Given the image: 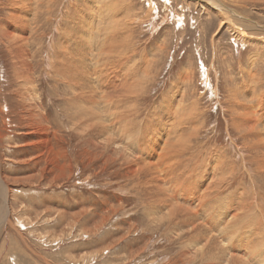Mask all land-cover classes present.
Returning <instances> with one entry per match:
<instances>
[{"label":"rangeland","instance_id":"1","mask_svg":"<svg viewBox=\"0 0 264 264\" xmlns=\"http://www.w3.org/2000/svg\"><path fill=\"white\" fill-rule=\"evenodd\" d=\"M49 1L34 0L35 5L29 2L30 13L26 15L39 21L38 30L31 38L30 51L33 78L41 98L39 104L44 107L42 109L49 119L51 131L44 145L23 116V107L15 96L16 80L7 43L0 39V134L4 136L0 142V209L5 198L10 206L9 224L0 229V264H202L201 256L194 253L190 256L187 252L193 250L192 245L201 239L195 240L194 237V242L191 236L195 232L184 228L188 221L193 220L189 214L179 216V221L175 222L177 229L169 226L164 220L166 215H162L164 198L158 192L161 199L151 192L149 196L146 191L139 193L130 177L133 176L131 165H127L125 158L117 157L118 161L103 167V159L107 160V155L101 154L106 152L96 156L89 140L80 133L83 132V117L77 119L74 116V112L88 106L85 102L72 104L65 100L70 95H65L68 92L61 79H65L67 66L59 62L55 75L53 65L57 53L61 50L60 56L64 46L76 53L78 58L82 45L88 49L89 45L109 49L118 44L115 35L104 36L102 33L99 38L107 39H91L92 43L86 45L87 32L92 31L88 22L95 20L96 13H107V3L115 1L114 6L107 7L112 12L108 10V14L104 13V22L97 26H101L100 32H109L114 19L121 20V28H125L117 33L121 36L117 35V39H123L124 55L128 53L133 57L139 76V80L135 79L133 101L123 103L121 115L130 111V123H133L130 126L135 130L137 124L154 126L158 116L150 112L161 108L163 96L185 75L187 81L182 84L181 95L190 107L197 104L193 112L196 124L193 127L197 130L188 152L182 147L178 156L183 154V158L179 156L176 160L187 161L190 157L194 165L200 164L206 157L209 158L212 150H217L232 160L237 174L255 176V162L251 161L248 152L241 150L243 139L232 126L230 91L237 90L238 98L243 101L256 102L264 96V29L258 33L246 32L243 47L226 26H220L221 18L213 9L202 10L192 0ZM224 1L238 11L246 10V16L264 25V0H242L243 7L235 4V1L241 0ZM5 3L7 0H0V24L8 14ZM114 15L116 18L112 20ZM84 53L85 50H82L81 56ZM97 54L98 51L88 63L92 65L97 60ZM256 54L259 59L253 69L255 80L251 77V80L242 82V68L247 58ZM108 115L106 111L102 119L105 124ZM122 126L123 123L119 127L120 132L117 131V139H121L123 146L128 143L124 147L136 158L130 149L133 140H127L126 126L120 129ZM107 129H110L108 125ZM98 156L103 159H98ZM242 179L237 178L235 186L242 184ZM227 195L228 192L223 196ZM147 198H151L153 203ZM200 219L202 221L203 218ZM204 220L211 221L209 218ZM203 224L212 235L220 232L218 228L213 229L216 226L214 222L211 226ZM244 231L235 233L229 243V249L233 251L229 250L230 255L237 253L232 255L236 257H232L233 264H239L241 258L250 263L253 260L252 264H264V248L259 251L248 249ZM245 233L251 234L249 230ZM208 241L204 238L200 241L209 248L205 258L214 249ZM214 250L217 252V247ZM244 252L251 257H244ZM238 253H242L241 257Z\"/></svg>","mask_w":264,"mask_h":264},{"label":"bare ground","instance_id":"2","mask_svg":"<svg viewBox=\"0 0 264 264\" xmlns=\"http://www.w3.org/2000/svg\"><path fill=\"white\" fill-rule=\"evenodd\" d=\"M192 1L202 10L205 9L206 11V8L213 9L217 16L221 18L220 26H226L232 33L234 39L236 41L239 40V44L243 47V42H245L243 36L246 35V32H263L264 25L262 26L257 21H253L249 16H246V10L244 11L243 9L242 11H238L236 7L233 8L229 6L224 0ZM29 2L34 5L36 4L34 0H7L5 6H7L8 14L0 24V39L7 43V52L10 55L16 80L15 96L19 99L18 102L23 107V116L29 122V127H32L39 142L44 145L47 140H49L48 136L51 134V131L48 124L49 122L47 121L49 119L46 118L47 115H44L45 111L42 109L44 107H41L39 104L41 98L33 78V60L30 51L32 45L30 42L33 34L38 30L39 21L31 20L26 17V15L30 13L29 5L27 6ZM51 2L52 0L49 1V3ZM114 2L115 1H113V3ZM113 3L111 1L107 3L108 6L106 4L105 6H114L115 3ZM242 3H244L242 0L239 2L235 1V4L241 7H243ZM116 4H118V2H116ZM107 7H105L107 9V13L104 12L105 14H108V10H111ZM115 7L117 8L116 5ZM113 10L115 11V9ZM111 12L112 10L110 13ZM104 13H99V15L96 13V15H94L95 20H92L90 23L88 22L92 31L89 30L87 32L86 36L89 37L86 40V45L92 43L91 39L95 41H97V38L98 40L101 38L107 39V37L99 38L102 33L104 36L110 34L111 37H113L115 35L116 41L118 42L119 40V45L116 43L115 46L109 49L107 47L99 48L98 46L93 48L91 45H89L88 49L82 45V47L79 48L78 58L75 57L76 53L71 52L70 48L64 46L61 55L59 56L61 50L57 53L56 62L53 65L55 75L58 73L56 65L58 66L59 62L65 63V66H67L65 79H61L62 85L66 88V92H68L65 95H70V97L65 100L71 101L72 104L74 102H85L88 106L86 109L84 108L81 111L77 110V112H74V116L77 119L78 117H83L81 123L83 132L80 131V133L84 134V138L89 140L96 156L101 152H106L101 155H107V160L100 156L97 157L98 159L104 160V166L103 164L102 166L106 168L109 162H116L120 157L125 158L127 165H131L130 169L133 176L130 177L135 181V187L139 193L146 191L148 196L149 192H151L159 198V194H161L164 198L162 202L164 211L161 210L164 212L162 215H166L164 220L168 221L167 223L169 226L172 225L177 229L175 222L177 219L179 221V216L181 214L184 215V213H186L185 215L189 214L190 217H192L190 219L193 220H190L189 216H187V219L190 221L187 220L188 225H184L185 223L183 224L187 226L184 228H186L188 232L189 230L191 232V229L193 233L195 232L194 235L191 236L194 242L199 238L201 239L198 240L197 243L195 242L196 244L194 243L192 245L191 249L194 247L193 250L187 249V252L190 256L192 253L201 256L200 258H202V260L200 261L202 262L200 263L233 264L234 261L232 257L234 259H236V257L232 255L234 254L236 256L237 253H231L232 255H230L229 250H232L229 249V243L233 235L238 231L241 232V230H249L251 232V234H247L245 231L243 233L245 234L243 237L247 240L246 246L248 249L259 251L261 248H264V96L256 102L245 99V101H243L238 98L239 95L235 92L237 90L230 91L232 126L234 129L236 128V130H238V133L243 139L242 148H239H241L243 152H248L247 154L251 155V161L253 163L255 162V176L250 173L249 175L237 174V167L233 166L232 160L226 158L224 153L217 150H212V153L210 155L208 154L209 158L206 157L200 164L194 165L190 157L187 161L183 159L181 162H178L177 160L180 158L179 156L183 155V152L181 153L182 155L179 156L178 153L181 151L182 147L188 152L189 144L190 142L193 143V136H195L197 130L193 127L195 124V115L193 117V112L195 111L197 102L194 107H190L189 104L184 101V96L181 95V91L183 90L182 84L184 85L187 81V76L183 74V81L177 82L163 96V103L162 106L160 105L161 108L159 110L150 112L151 115L155 117L158 116L157 123L154 126H149L148 124L144 125L143 123V125L137 124V129L135 130V128L130 126L133 125V123H130L131 113H128L130 111H127V113L122 112L121 115L120 110L123 103H131L133 101L137 84V82L135 83V79L139 77L138 72L134 68V63L132 61L133 57L128 53L127 55L125 54L126 57L124 55L123 47L125 44H122L124 41L121 42L123 39H117V35H119L117 33L125 28H121V20L116 18V15L113 17L109 16L112 17V20L116 18L119 21L114 19L112 26H110L111 24L109 25V32L106 28L107 33L105 31L100 32L101 26H97V24H102L104 22L102 18ZM50 20L49 18L48 21ZM95 27H97L96 31ZM102 29L104 28L102 27ZM127 45L132 46L131 44ZM82 50H85L83 56H81ZM97 51V60L99 61L96 60L91 65V63H88L90 57ZM90 52H92V55ZM247 59L245 66L242 68L243 73L246 74V76L243 74L242 82H246L245 79L251 80L253 69H255L254 66L258 62L259 57L256 54L251 57L249 56ZM240 65L244 64L241 63ZM71 72L75 74L72 76L70 75ZM137 80H139V78ZM257 97L260 96L257 95ZM103 104H106L105 107H102ZM75 107L79 108L77 105ZM102 111H107L109 113L106 124L102 121L105 117V112L103 113ZM133 111L135 110L133 109ZM199 117L200 116L197 118ZM107 122L109 124H107ZM122 123L123 126L120 129H124L123 127L126 126V130L124 131H127V140L129 142L133 140L132 148L130 149L133 150L136 158L132 157L131 153H129V149L124 147L127 146L128 143L123 146L121 139H117V131L120 132L119 127ZM107 125L110 129H107ZM116 126L117 128H115ZM111 132L114 134H111ZM121 133L123 134L125 132L121 131ZM122 134L121 137L123 136ZM3 138L4 136L0 134V142ZM186 152L184 153L186 154ZM109 153L112 155L109 156ZM242 156L245 157V155ZM103 167L101 169H103ZM239 177H243L241 181L244 186L240 183L235 186V181ZM248 182L250 185H248ZM0 190L2 192V187H0ZM227 192L228 195L224 197L223 195ZM8 193H10L9 190ZM159 198L157 199L159 200ZM147 199L150 200L151 198ZM151 202L153 203V201ZM162 204L159 206V209ZM9 207L7 199L5 198L0 209V229L9 224ZM150 210V212L153 213L152 208ZM161 210H159V212ZM198 215L199 217H197ZM200 217L203 218L202 221L207 225L211 226V222L216 224L213 229H220V232H215L218 236H216L215 233L212 235L206 229L203 222L200 221ZM208 218L211 220L210 222L204 220ZM155 219L156 217L153 220L154 222ZM105 220L108 219L106 218ZM178 221L177 223H180ZM184 221L186 220L184 219ZM175 232L177 231L175 230ZM167 235L169 236V234ZM186 236L189 237L188 235ZM194 237H196L195 240ZM202 238L207 241L209 240L208 243L213 246L212 248L215 249L217 247V252L213 249L209 257L205 258L209 248L208 245L200 243V241L202 242ZM182 254L186 255L185 253ZM240 254L242 255V253ZM240 254L238 253L239 256ZM247 256L251 257L248 252H244V257L248 258ZM189 258L194 259L191 257ZM188 261L190 260L188 259ZM252 262L250 263L245 258H241L239 264H252Z\"/></svg>","mask_w":264,"mask_h":264}]
</instances>
